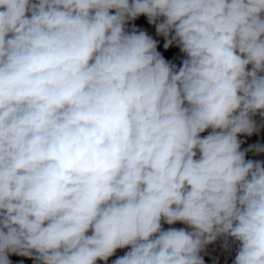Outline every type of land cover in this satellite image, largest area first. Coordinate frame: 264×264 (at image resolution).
Here are the masks:
<instances>
[{"label":"clouds","instance_id":"1","mask_svg":"<svg viewBox=\"0 0 264 264\" xmlns=\"http://www.w3.org/2000/svg\"><path fill=\"white\" fill-rule=\"evenodd\" d=\"M262 129L264 0H0V264H264Z\"/></svg>","mask_w":264,"mask_h":264},{"label":"rangeland","instance_id":"2","mask_svg":"<svg viewBox=\"0 0 264 264\" xmlns=\"http://www.w3.org/2000/svg\"><path fill=\"white\" fill-rule=\"evenodd\" d=\"M136 23L138 26H141L145 28L146 30H148L150 34L155 35L154 27L147 25L145 18H140ZM158 39H161V42H162V38H158ZM161 47H162V43H161ZM168 55L171 56L174 62L177 64H179V61L182 58V54H180L179 50L174 47L169 50ZM241 139L245 141L242 147H247L248 145L256 143L258 141L261 143H264V129L261 130V133L259 135H253L252 137H241ZM247 158L264 160V154H260V156L258 157H253L251 153H249ZM118 254H122V252ZM234 255H235V252L233 250L231 255H229V260L226 264H231V260L234 258ZM10 259L13 261V264H19L20 260H24V264H32L30 260H27L22 257L11 256Z\"/></svg>","mask_w":264,"mask_h":264},{"label":"built area","instance_id":"3","mask_svg":"<svg viewBox=\"0 0 264 264\" xmlns=\"http://www.w3.org/2000/svg\"><path fill=\"white\" fill-rule=\"evenodd\" d=\"M253 157H258L260 155H253ZM210 249L214 250L213 254L218 255L220 257V264H226L229 260V255L227 253H223L222 250L219 248V245L210 246Z\"/></svg>","mask_w":264,"mask_h":264},{"label":"crops","instance_id":"4","mask_svg":"<svg viewBox=\"0 0 264 264\" xmlns=\"http://www.w3.org/2000/svg\"><path fill=\"white\" fill-rule=\"evenodd\" d=\"M167 227V226H166Z\"/></svg>","mask_w":264,"mask_h":264}]
</instances>
